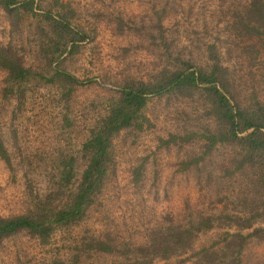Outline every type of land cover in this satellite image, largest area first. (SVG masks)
<instances>
[{"label": "rangeland", "instance_id": "obj_1", "mask_svg": "<svg viewBox=\"0 0 264 264\" xmlns=\"http://www.w3.org/2000/svg\"><path fill=\"white\" fill-rule=\"evenodd\" d=\"M35 1L42 7L37 10L40 14L51 9L70 18L75 32L85 39L78 52L66 53L52 68H46L42 55L36 54V40L44 39L39 34L40 27H46L43 19L23 11L12 16L2 9L0 46L11 44L27 65L43 69L49 78L54 68H60L82 84L67 101L63 84L36 78L9 98L5 93L7 73L0 67V140L13 167L0 157V217L22 215L33 198L52 192L61 160L74 154L80 157L77 153L87 129L104 115L112 95L124 85L150 81L165 67L180 65L178 55L190 58L196 67H205L208 48L215 45L230 67L240 95L256 97L264 104V39H249L239 24L242 8L251 0ZM160 17L164 32L158 28ZM20 91L25 95L22 102L17 100ZM210 109L203 92L191 97L176 93L152 97L144 111L151 124L141 133L119 136L111 182L89 223L99 228L106 222L127 239L142 243L153 226L186 223L184 218L190 216L193 205L204 203L206 209H213L211 203L234 183L225 174L232 149L219 147L206 162L208 169L219 171L209 182L206 171L193 169L182 174L183 167L178 166L187 152L199 153L201 133L214 128ZM68 113L71 124L66 126ZM184 131L199 133L191 148L185 146L180 152L179 145L161 142L171 133ZM144 158L148 174L145 192L140 193L132 186L131 170ZM244 183L240 180L235 185ZM213 236L212 232L200 235L197 246L209 243ZM69 241L59 236L54 244L44 245L22 232L4 243L0 264H46L61 256ZM250 249L247 264H264V244L254 243ZM181 260H156L153 264H178ZM88 263L114 264L116 260L90 256Z\"/></svg>", "mask_w": 264, "mask_h": 264}, {"label": "trees", "instance_id": "obj_2", "mask_svg": "<svg viewBox=\"0 0 264 264\" xmlns=\"http://www.w3.org/2000/svg\"><path fill=\"white\" fill-rule=\"evenodd\" d=\"M41 8L35 0H0V9L9 15L23 11L43 19L46 27H40L39 34L44 39L36 40V54L42 55L48 64L46 68H52L66 53H77L85 39L75 32L67 15L55 14L51 9L40 14L37 10ZM239 24L249 39H264V0L246 3ZM158 28L164 32L162 17L158 19ZM178 57L180 65L173 69L165 67L150 81L124 85L112 95L104 115L87 129L77 153L80 157L74 154L61 160L62 165L53 177L54 190L44 197L33 198L24 214L0 217V250L7 240L26 232L44 245L54 244L59 236L70 240L65 252L46 264H89L90 256L109 257L116 260L114 264H153L156 260L170 262L179 258L182 260L178 264L248 263L250 247L254 243L264 244V104L256 97L246 99L240 95L230 67L215 45L208 48L205 67H196L190 58ZM0 67L7 73L6 96H15L24 84L37 78L63 84L69 101L74 89L82 84L60 68H54L49 78L43 69L27 65L11 44L0 46ZM22 92L17 98L19 102L25 98ZM197 92L208 97L215 124L200 135L202 151L197 155L187 152L180 159L178 166L183 167L180 172L206 171L209 182L219 171L208 169L206 162L219 147L230 148L234 154L225 169L226 177L234 182L230 189L211 203V210L204 203L193 205L190 216L184 218L186 223L153 226L142 243L127 239L106 222L99 228L91 225L89 219L101 206L112 179L119 136L141 133L151 124L144 111L152 97L165 93L191 97ZM68 116L69 113L64 117L66 126L71 124ZM198 134V131L171 133L167 141L161 142L166 146L179 145L182 152L185 146L192 147ZM0 157L13 168L2 140ZM158 173L155 169V174ZM147 174L145 158L131 170L132 186L140 193L145 192ZM240 180L245 183L238 187L235 184ZM233 193L236 196H231ZM211 232L214 235L211 241L197 246L196 239Z\"/></svg>", "mask_w": 264, "mask_h": 264}]
</instances>
